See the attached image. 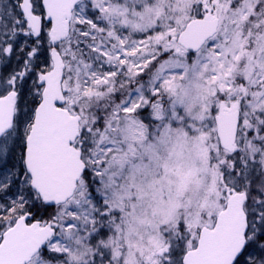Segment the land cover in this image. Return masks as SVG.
<instances>
[{"label": "snow or ice", "instance_id": "1", "mask_svg": "<svg viewBox=\"0 0 264 264\" xmlns=\"http://www.w3.org/2000/svg\"><path fill=\"white\" fill-rule=\"evenodd\" d=\"M0 264H264V0H0Z\"/></svg>", "mask_w": 264, "mask_h": 264}]
</instances>
